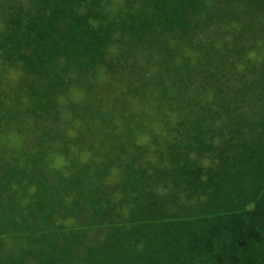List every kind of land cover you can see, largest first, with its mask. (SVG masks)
<instances>
[{
  "label": "trees",
  "instance_id": "trees-1",
  "mask_svg": "<svg viewBox=\"0 0 264 264\" xmlns=\"http://www.w3.org/2000/svg\"><path fill=\"white\" fill-rule=\"evenodd\" d=\"M0 264H264V0H0Z\"/></svg>",
  "mask_w": 264,
  "mask_h": 264
},
{
  "label": "clouds",
  "instance_id": "clouds-1",
  "mask_svg": "<svg viewBox=\"0 0 264 264\" xmlns=\"http://www.w3.org/2000/svg\"><path fill=\"white\" fill-rule=\"evenodd\" d=\"M73 135V134H70ZM207 161L202 162L203 166H207ZM65 165V160L64 158L61 157H57V159L55 160V162L53 163L52 167L55 169H59L61 167H63ZM65 175H67V173H65Z\"/></svg>",
  "mask_w": 264,
  "mask_h": 264
}]
</instances>
